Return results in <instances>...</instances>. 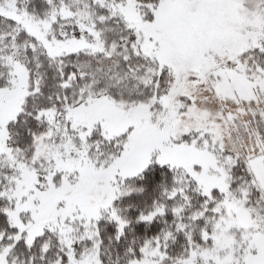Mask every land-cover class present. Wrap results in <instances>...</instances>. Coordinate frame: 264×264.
<instances>
[{"label":"snow or ice","instance_id":"snow-or-ice-1","mask_svg":"<svg viewBox=\"0 0 264 264\" xmlns=\"http://www.w3.org/2000/svg\"><path fill=\"white\" fill-rule=\"evenodd\" d=\"M0 264H264V0H0Z\"/></svg>","mask_w":264,"mask_h":264}]
</instances>
